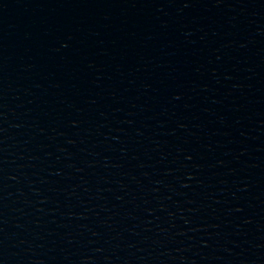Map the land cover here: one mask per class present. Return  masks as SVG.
I'll return each instance as SVG.
<instances>
[{"label": "water", "instance_id": "1", "mask_svg": "<svg viewBox=\"0 0 264 264\" xmlns=\"http://www.w3.org/2000/svg\"><path fill=\"white\" fill-rule=\"evenodd\" d=\"M0 264H194L135 146L37 0H0Z\"/></svg>", "mask_w": 264, "mask_h": 264}]
</instances>
